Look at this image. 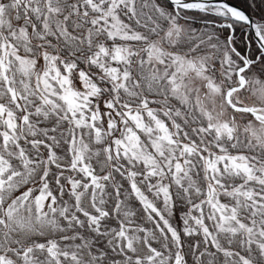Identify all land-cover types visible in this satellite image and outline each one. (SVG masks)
Listing matches in <instances>:
<instances>
[{
  "label": "snow or ice",
  "instance_id": "1",
  "mask_svg": "<svg viewBox=\"0 0 264 264\" xmlns=\"http://www.w3.org/2000/svg\"><path fill=\"white\" fill-rule=\"evenodd\" d=\"M0 264H264V0H0Z\"/></svg>",
  "mask_w": 264,
  "mask_h": 264
}]
</instances>
